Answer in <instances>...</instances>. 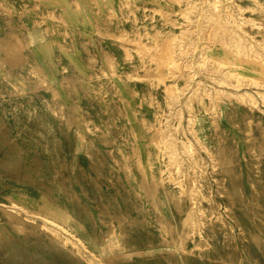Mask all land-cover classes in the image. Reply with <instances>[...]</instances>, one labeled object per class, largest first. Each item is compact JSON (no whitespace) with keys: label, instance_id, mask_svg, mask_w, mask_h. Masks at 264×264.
Here are the masks:
<instances>
[{"label":"rangeland","instance_id":"1","mask_svg":"<svg viewBox=\"0 0 264 264\" xmlns=\"http://www.w3.org/2000/svg\"><path fill=\"white\" fill-rule=\"evenodd\" d=\"M187 2L198 6L188 14L193 17L188 24L198 25L189 37L196 40L197 36L198 43L192 41L187 45L188 53L181 54L190 58L187 68L169 64L183 75L175 78L182 94L173 102L164 95L168 82L153 77L154 69L164 70L160 66L164 64L160 59L164 50H155L166 37L157 41L150 38L156 31H179L178 8ZM254 2L258 8L250 12L252 0H0V264H86L89 257L90 264H264V84H260L264 83V74L247 69L260 66L250 57L242 62L247 67L243 72L259 76L260 81L247 79L234 88L218 82L221 73L210 63L211 56L215 59L217 53H224L223 46L228 45L225 52L229 54L236 38L243 40L236 39L238 46L242 45L241 52L247 54L257 48L263 53L264 0ZM209 15L222 19L224 31L228 30L223 46L217 42L219 36H206L204 20ZM250 18L258 22L253 24L255 20ZM132 26L137 32L127 34L126 29ZM120 29L123 35L117 38ZM236 31L240 38L239 34L234 36ZM140 34L146 42L141 57V51L136 52L131 45L139 43ZM207 41L210 49L205 48ZM104 51L113 56L120 72L130 73L138 62L144 63L145 71H141L146 78L132 80L102 73L108 56ZM199 53L204 54L203 59L210 57L207 69L206 63L199 64ZM197 81L210 90L216 87L241 93L244 89L255 96L257 103L249 109L234 97L228 102L210 92L211 96L197 99L196 93L190 106L192 113L180 101ZM209 100L214 108L203 107ZM175 105L180 106L181 116L175 115ZM69 113L75 116L72 124L66 119ZM165 132L173 134L169 141L165 139L170 149L158 138ZM181 145L189 151L185 147L181 150ZM162 150L168 154L173 151L175 156L172 152L167 156ZM167 158L182 170L185 183L170 180ZM178 195L181 204L175 201ZM198 206L203 208L205 219ZM188 208L195 209V214ZM5 211L18 214L26 227L17 230L4 216ZM50 222L60 226L56 229ZM163 224L170 225L172 232H166ZM49 228L58 235L66 231L63 237L72 238L78 248L82 247L81 255L87 257L70 254V244L51 243ZM178 232H182L183 240L176 238Z\"/></svg>","mask_w":264,"mask_h":264},{"label":"bare ground","instance_id":"2","mask_svg":"<svg viewBox=\"0 0 264 264\" xmlns=\"http://www.w3.org/2000/svg\"><path fill=\"white\" fill-rule=\"evenodd\" d=\"M179 1H181V0H179ZM208 1V0H207ZM216 1V0H215ZM255 0H252V3H253V6H249V10H250V12H252V11H254L255 9H257L258 8V5H257V8H256V6H255V2H254ZM257 1V0H256ZM186 2V1H185ZM212 2V1H211ZM210 2V3H211ZM177 3H179L180 4V2H177ZM176 3V4H177ZM213 3V2H212ZM263 3V2H262ZM214 4V3H213ZM215 4H217V2H215ZM214 4V5H215ZM261 3H259V5H260ZM213 5V6H214ZM225 5V4H224ZM180 6V5H179ZM260 6H262V4L260 5ZM259 6V7H260ZM198 6H196V4L195 3H193V2H190V3H188L187 2V4L185 5H183V6H180L179 8H178V10H179V15H180V17H181V21H179L178 20V23H177V25L179 24L180 25V29H179V31L177 32H174L173 30H171V29H169V30H166V31H156V32H154L153 34H151V37L152 38H150L152 41H157V40H159L160 38H165L166 37V39L163 41V39H162V41L163 42H159V43H157V45L158 46H161L160 48H157L156 47V44H154L153 43V45L157 48H155L156 50H155V52L159 49V51L161 52V51H163L162 52V54H165V55H163L162 56V58H160V59H162L163 60V62H164V64H162L161 65V63H160V66H163L164 67V70H162L161 68V71H163V72H161L160 70H158V69H154V73L155 74H153V77L157 80V81H167L168 82V84L167 85H169V87L167 88V86H165L166 88H165V93H164V95L166 94L167 95V97L170 99V100H173V99H176L177 97H179V96H181V92L180 91H182L181 90V87H179L178 85H177V83L175 82L176 80H175V78L177 79V77L178 76H183L182 75V73L180 74L178 71H176L177 69L175 68V70H174V68L173 67H175L174 65H176V67L177 66H180L181 68H183V67H186L187 68V65H188V62H190V61H187L188 59H190V58H187V55L185 56V55H182L181 56V54H183L184 52V54H186V53H188L187 51L189 50V49H187L188 47H187V45L188 46H190L189 44L192 42V41H194V40H192L191 39V37H189V34L191 33V31L193 30V27L195 28L194 30H197L198 29V25H197V23H194V26L193 25H190V24H188V23H190L189 22V20L191 21V19L193 18L192 16H188V14L191 12V11H194L195 10V8H197ZM209 7V6H208ZM215 7V6H214ZM210 8V7H209ZM217 7H215L214 9H216ZM220 8V7H219ZM248 8V7H247ZM199 9V8H198ZM208 9V8H207ZM224 9V8H223ZM240 9V8H239ZM259 10V9H258ZM203 11H206V10H203ZM219 11V10H218ZM240 11V10H239ZM238 11V12H239ZM260 11V10H259ZM262 11V10H261ZM260 11V12H261ZM162 12H164V11H162ZM198 13V12H197ZM204 13V12H203ZM223 13V12H222ZM232 13V12H231ZM200 14V13H199ZM232 14H234V13H232ZM167 15V14H166ZM178 15V14H177ZM215 15H216V13H215ZM215 15H209L210 17H207V20H204L207 24V35L206 36H208L207 38H209L210 37V35H212V34H214L215 36H219V39H217V42H219V43H222L221 45L223 46V44L225 43L226 44V42L224 41V33H226L228 30H226V31H224L225 30V27H224V24L222 23V19H220V20H217V19H215L214 18V16ZM217 15H219V14H217ZM231 15V14H230ZM207 16V15H206ZM196 17V16H195ZM241 17V16H240ZM262 17H264L263 15H262ZM218 18H220L219 16H218ZM244 18V17H243ZM247 18V17H246ZM245 18V19H246ZM261 18V17H260ZM259 18V19H260ZM165 19V18H164ZM206 19V18H205ZM229 19H234V18H231V16H230V18ZM238 19V18H237ZM249 19V18H248ZM248 19H246V20H248ZM251 19V18H250ZM254 19V18H253ZM262 19V18H261ZM260 19V20H261ZM195 20H197V18L195 19ZM252 20V19H251ZM251 20H250V24H251ZM255 20V19H254ZM254 20H252V21H254ZM166 21H168V20H166ZM175 21V20H174ZM226 21L227 20H225V23H226ZM241 21H244V20H241ZM241 21H240V23L238 24V26L241 24ZM255 22H258V21H254V22H252L253 24L255 23ZM263 22V21H262ZM164 23V22H163ZM222 23V24H221ZM234 24V23H233ZM236 24V23H235ZM245 24H246V21H245ZM176 25V24H175ZM179 25L177 26V27H179ZM226 25H228V24H226ZM235 26V25H234ZM243 26H246V25H243ZM242 26V27H243ZM255 26V25H254ZM173 27H174V25H173ZM229 26H227V28H228ZM231 28V27H230ZM251 27H249V29H250ZM229 29V28H228ZM258 29H260V26L258 27ZM231 30V29H230ZM242 30V29H241ZM262 31H263V29H261ZM124 31V30H123ZM126 33L127 34H132L133 32L134 33H136L137 31H136V27L134 28V26H132L130 29H126ZM144 31H145V29H144ZM235 31V30H234ZM234 31H232V32H234ZM258 31V30H257ZM248 32V31H247ZM250 32V31H249ZM260 32V31H259ZM147 33V32H146ZM237 33V31L235 32V34H234V36L236 35H238V34H236ZM264 33V32H263ZM138 34V33H137ZM148 35H149V33H147ZM146 34V35H147ZM233 34V33H232ZM246 34H248V33H246ZM111 35V34H110ZM123 35V32H122V29H120V32H119V34H116L115 36H117V38H120L121 36ZM168 37H167V36ZM229 35V34H228ZM230 35H231V33H230ZM250 35V34H249ZM256 35V34H255ZM261 35H262V32H261ZM12 36V35H11ZM142 34H140V37H138V41H139V43L138 44H136V43H134V44H132L131 43V45L133 46V48H134V50L136 51V52H140L139 53V55L142 53L143 54V47H144V45L146 44V42L144 41V39L142 38ZM235 36V37H236ZM240 34H239V38H240ZM188 37H189V39H188ZM250 37V36H249ZM262 37H263V35H262ZM211 38V37H210ZM226 38H227V36H226ZM230 39L232 38L231 36L229 37ZM234 38V37H233ZM264 38V37H263ZM116 39V38H115ZM147 39V38H146ZM229 39V40H230ZM237 40H238V38H236ZM235 39V41L237 42V40ZM244 39V38H243ZM254 39V38H253ZM150 40V41H151ZM197 40H198V37L196 36V40H195V42L196 43H198L197 42ZM228 40V39H227ZM232 40V39H231ZM245 40V39H244ZM248 40V39H247ZM256 40V39H255ZM264 40V39H263ZM151 41V42H152ZM238 41H243V40H238ZM249 41V40H248ZM258 41H261V40H257V42ZM148 42V41H147ZM229 42V41H228ZM236 42H234V43H232V48L230 49V53L229 54H227L225 51H226V48L225 47H227V46H223L224 48H222V49H224L223 51H224V53H217L216 54V56H215V59H213V57L211 56V61H210V63H211V65H213V67L215 68V69H217V71H219L220 73H221V75L220 76H216L215 74L216 73H218L219 74V72H216V71H214L215 72V76L218 78V82H224V84L225 83H228V84H230V85H233V87L234 88H238L239 87V85L241 84V82H243V81H246L247 79H253L254 81H256L257 82V80H259L260 79V77L259 76H250V75H247V74H245L243 71V69H245V68H247V67H245L244 65H242V62H248L251 58L250 57H252V58H254V59H256L258 62H259V64H260V66H259V68L258 69H256L255 67H252L251 66V68H247V69H251V71H254L255 72V74L256 75H260V74H264V72H262L261 70H264V55H263V53H264V51H263V53L262 54H260V51L258 52V51H256V49L254 50H251V48L249 49V50H251L250 52L251 53H244V52H241V50H239V47L240 46H242V45H240V46H238L239 44H240V42H239V44L238 43H236ZM245 42V41H244ZM250 42V41H249ZM168 43V44H167ZM211 43V42H210ZM230 43V42H229ZM246 43V42H245ZM254 43V42H253ZM260 43V42H259ZM263 43H264V41H263ZM151 44V43H150ZM164 44H166L165 46H163ZM192 44V43H191ZM193 44H194V42H193ZM228 44V43H227ZM231 44V43H230ZM247 44V43H246ZM255 44V43H254ZM261 44V43H260ZM148 45V44H147ZM210 44H209V41H207V45H206V47L205 48H207V47H209V49H210V47L211 46H209ZM212 45V44H211ZM149 46V45H148ZM152 45H150V47H151ZM192 47H193V45H191ZM245 46V45H244ZM249 46H250V44H249ZM252 46V45H251ZM261 46V45H260ZM127 46H125V47H123L124 49V54H125V57H127V55H128V53H127V48H126ZM146 47V46H145ZM153 47V46H152ZM258 48H259V46H257ZM264 47V46H263ZM262 47V48H263ZM131 48V47H130ZM132 48V49H133ZM228 48V47H227ZM242 48V47H241ZM246 47H244V49H245ZM254 48V47H253ZM149 49V48H148ZM222 49H221V51H222ZM248 49V48H247ZM150 50V49H149ZM149 50H148V54H149ZM151 50H153V49H151ZM166 50V51H165ZM191 50H192V48H191ZM195 50V49H194ZM243 50V49H242ZM259 50V49H258ZM159 51H158V53H159ZM204 52H205V50H203ZM202 51V52H203ZM229 51V50H228ZM243 51H245V50H243ZM135 52V53H136ZM145 52V51H144ZM146 52H147V50H146ZM203 52V53H204ZM262 52V51H261ZM104 55H108V56H106L105 57V59L104 60H107V61H105V64H103V66L101 67V72L102 73H104V74H109V75H111L112 77L113 76H117V77H130L132 80L134 79V80H143V79H145L146 78V76L144 75L145 73L143 72V71H145V69H144V63L142 64L141 62H138V64L137 65H135V67H137L136 69H134V70H132L130 73L127 71V72H125V71H118V69H117V67H116V61H115V59L113 58V56L110 54V53H108V52H105L104 51ZM193 53V52H192ZM213 53V52H212ZM137 54V53H136ZM145 54V53H144ZM155 54V53H154ZM157 54V53H156ZM155 54V55H156ZM246 54V55H245ZM150 55H152V54H150ZM203 55L204 54H202L201 56H200V53H199V55L197 56L198 57V61H199V64H205L206 62H209V61H207L210 57H206L205 59H203ZM243 55H244V58H242L243 57ZM143 56V55H142ZM145 56H146V54H145ZM158 56V55H157ZM249 57V59L247 58V60H246V58L245 57ZM140 57H141V55H140ZM146 57H148V55L146 56ZM151 57V56H150ZM93 58V57H92ZM149 58V57H148ZM142 59V58H141ZM185 59V60H184ZM139 60V59H138ZM147 60V59H146ZM149 60H150V58H149ZM153 60L154 61H156L155 60V58H153ZM158 60V59H157ZM161 61V60H160ZM198 61H197V63H198ZM153 62V61H152ZM157 62H159V61H157ZM257 62V63H258ZM154 63V62H153ZM209 63V64H210ZM151 63H149V65H150ZM159 64V63H158ZM169 64H174L173 65V70H170V68L171 67H169L170 65ZM198 64V65H199ZM209 64L207 65V63H206V65L207 66H203L205 69H207V67L209 66ZM101 65V64H100ZM148 65V68L150 67ZM155 66H156V64H155ZM159 65H157V67H158ZM159 66V67H160ZM189 66V65H188ZM98 67V66H97ZM146 67V66H145ZM158 67V68H159ZM147 68V67H146ZM171 68V69H172ZM211 68V67H210ZM209 68V70H210V72H213V71H211L212 69H210ZM143 69V71H141ZM149 69H152V68H149ZM77 70V69H76ZM99 70V69H98ZM188 71V70H187ZM187 71L186 72H184V74L185 73H187ZM38 72V71H37ZM100 72V71H99ZM210 72H209V74H210ZM142 73H144V74H142ZM190 73V72H189ZM22 74V73H21ZM97 74V73H96ZM127 74H128V76H127ZM129 75H131V76H129ZM107 76V75H106ZM189 75L187 74L186 75V77H188ZM213 76V75H212ZM96 77H97V75H96ZM102 77V76H101ZM152 77V76H151ZM164 79H163V78ZM98 78H100V77H98ZM97 78V79H98ZM148 78H150V77H148ZM162 78V79H161ZM191 78V77H190ZM188 79H189V77H188ZM199 80V79H198ZM215 80H216V78H215ZM264 80V79H263ZM45 81V80H44ZM201 81V80H200ZM204 81V80H203ZM212 81V80H211ZM260 81V80H259ZM258 81V82H259ZM10 82V81H9ZM184 82V81H183ZM249 82H251V81H249ZM11 84V83H10ZM186 84H187V81H186ZM185 84V85H186ZM203 84V85H202ZM205 83H201V82H199V81H197L196 83H195V86L193 85L192 86V88H191V90H190V93L188 94V95H186V96H184V99L182 100L181 99V103H183V105H185L186 107H188V111H190V112H192L193 113V110L194 109H191L190 108V106L192 105V98H193V96L196 94L197 96H198V98L197 97H195V98H197V99H199V98H201V97H203V96H207L210 92H211V94H212V92H214L213 94L215 95L214 97H219L218 99H220L222 96L223 97H225L226 98V100L228 99V100H230V98L231 97H234V100L236 99V102H239V104L240 103H242L243 104V107H244V105H245V107L246 106H248V108L249 109H252V107H255V103H257V101H256V98H255V96L253 97V95H251V93H249L248 91H244V89H243V92H239V93H237V92H232V91H229V92H227V90H225V89H220V88H216V87H212V89L213 90H210V88L208 87H205V85H204ZM247 84H248V82H247ZM255 84V83H254ZM260 84H264L263 82L261 83L260 82ZM106 85V84H105ZM219 85V84H218ZM245 85V84H244ZM69 86V85H68ZM242 86H243V84H242ZM5 88V87H4ZM112 88V87H111ZM184 88H186L187 89V85H186V87H184ZM183 89V88H182ZM168 92H167V91ZM235 91H237V90H235ZM257 91L258 90H256V93H257ZM198 92H199V94H198ZM262 92V91H261ZM54 93V95L56 94V92H53ZM67 93H68V91H67ZM259 91H258V95H259ZM264 93V92H263ZM263 93H260V95L263 97ZM186 94V93H185ZM206 94V95H205ZM212 94V95H213ZM195 95V96H196ZM210 95V94H209ZM55 96H57V95H55ZM54 96V97H55ZM151 96V95H150ZM211 96V95H210ZM166 97V98H167ZM168 98H167V100H168ZM209 98V97H208ZM212 98V97H211ZM222 99V98H221ZM121 100V99H120ZM167 100H166V102H167ZM176 100H179V99H176ZM195 100V99H194ZM200 100H202V99H200ZM211 100V99H210ZM208 101L209 103H207V104H203L204 106L203 107H205V108H214L213 107V103L211 102V101ZM227 100V101H228ZM169 101V100H168ZM196 101V100H195ZM219 101V100H218ZM261 101H262V98H261ZM55 102H56V100H55ZM173 102H175V100H173ZM180 102H178V103H180ZM201 102V101H200ZM215 102V101H214ZM221 102V101H220ZM228 102H230V101H228ZM172 103V102H171ZM180 103V104H181ZM211 103V104H210ZM218 103V102H217ZM232 103V102H231ZM167 104V103H166ZM56 105H58V104H56ZM60 105V104H59ZM168 105H170L169 103H168ZM179 105V104H178ZM178 105H175V107H177ZM182 105V104H181ZM202 105V104H201ZM232 105V104H231ZM257 105V104H256ZM235 106V105H234ZM54 107V106H53ZM60 107H62V106H60ZM180 106H178V108L175 110L176 112H175V115H179V116H181L180 115V111H181V109L179 108ZM193 107V106H192ZM242 107V106H241ZM258 107V106H257ZM71 108V107H70ZM120 109V108H119ZM245 109V108H244ZM258 109H261V108H259L258 107ZM61 110V109H60ZM74 111L72 108L70 109V111ZM171 110V109H170ZM172 110H174V108H172ZM213 110V109H212ZM248 110V109H247ZM64 111V110H63ZM67 111H68V107H67ZM66 111V112H67ZM134 111V110H133ZM211 111V110H210ZM217 111V110H216ZM242 111H244V110H242ZM246 111V110H245ZM251 111H253V110H251ZM260 111V110H259ZM262 111V110H261ZM260 111V112H261ZM60 112V111H59ZM58 112V113H59ZM62 112V111H61ZM232 112V111H231ZM231 112H230V114H231ZM163 113V112H162ZM245 113V112H244ZM261 113H263V111L261 112ZM63 114V113H62ZM164 114V113H163ZM251 114V113H250ZM250 114H246L247 116H250L251 117V115ZM264 114V113H263ZM61 115V114H60ZM194 114H192V115H190L191 117H190V127H191V124L193 123V120H194V116H193ZM174 116V115H173ZM196 116V115H195ZM212 116H215L214 114L212 115ZM229 117V116H228ZM231 117H232V115H231ZM235 117V116H234ZM261 117V116H260ZM61 118V117H60ZM74 118H75V116H74V113H69V115H68V117L66 118L68 121H72V120H74ZM177 118H179V120L178 121H180V117H177ZM214 118V117H213ZM216 118V117H215ZM65 119V120H66ZM144 119V118H143ZM257 119V118H256ZM64 120V119H63ZM65 120H64V122H65ZM146 120V119H145ZM189 120V119H188ZM213 120V119H212ZM232 120V119H231ZM230 120V121H231ZM260 120V119H259ZM75 121V120H74ZM91 121V120H90ZM192 121V122H191ZM67 122V121H66ZM177 122V121H176ZM68 123V122H67ZM261 123V122H260ZM71 124H72V122H71ZM181 124V123H180ZM259 124V123H258ZM177 125V124H176ZM193 125V124H192ZM71 126V125H70ZM94 126V125H93ZM96 126V125H95ZM94 126V127H95ZM180 127V126H179ZM166 130V129H165ZM168 130V129H167ZM168 132V131H167ZM167 132H165V133H163V136L162 137H158L160 140H161V143H163L162 145H163V147L164 146H168V144L166 145V141H165V139H167V138H172L171 136L173 135H171V136H169V134H167ZM172 132V131H171ZM177 132H179V130L177 131ZM192 133V132H191ZM250 134V133H249ZM102 136V135H101ZM261 136V135H260ZM254 137V136H253ZM262 138H263V136H262ZM168 140V139H167ZM172 140V139H171ZM182 140V139H181ZM185 140V139H184ZM159 141V140H158ZM169 141V140H168ZM183 141V140H182ZM181 141V142H182ZM86 142V141H85ZM155 142H157L156 140H155ZM176 142V141H175ZM184 142V141H183ZM182 142V143H183ZM189 142V141H188ZM160 143V142H159ZM169 143V146H170V142H168ZM181 143V144H182ZM191 143V142H190ZM184 144V143H183ZM256 144H258V143H256ZM156 145V144H155ZM157 145H158V143H157ZM186 145V144H185ZM185 145H181V150H183V148L185 147ZM198 145H200V144H198ZM235 145V144H234ZM250 145V144H249ZM168 146V147H169ZM174 146V145H173ZM189 146V145H188ZM190 146H191V144H190ZM259 146V145H258ZM156 147V146H155ZM157 147H159V146H157ZM162 147V148H163ZM171 147H172V144H171ZM191 147H193V146H191ZM167 148V147H166ZM173 148V147H172ZM171 148V149H172ZM176 148V147H175ZM175 148H173L174 150L173 151H175ZM185 148H187V147H185ZM185 148H184V150H185ZM197 148V147H196ZM205 148V147H204ZM260 148V147H259ZM157 149V148H156ZM169 149H170V147H169ZM189 149V147L187 148V150ZM110 150V149H109ZM186 150V151H187ZM191 150V149H190ZM158 151V150H157ZM173 151H171L172 153H173ZM185 151V152H186ZM189 151V150H188ZM187 151V152H188ZM192 151V150H191ZM250 151V150H249ZM253 151V150H252ZM260 151V150H259ZM88 152V151H87ZM111 152V151H110ZM161 152H164V154H167V156H171L170 154H171V152H170V154H168L167 153V151H161ZM176 152V151H175ZM178 152V151H177ZM196 152H197V150H196ZM251 152V151H250ZM183 153V152H182ZM92 154V153H91ZM163 154V155H164ZM187 154V153H186ZM193 154V153H192ZM163 155H161L162 157H163ZM173 155H174V153H173ZM140 156V155H139ZM175 156V155H174ZM173 156V157H174ZM113 157V156H112ZM138 157V156H137ZM158 157V156H157ZM173 157H171L172 159H173ZM178 157V156H177ZM171 158H170V160H171ZM190 158V157H189ZM232 158V157H231ZM161 159V158H160ZM175 159H176V157H175ZM196 159H198V161H199V156L197 155V157H196ZM220 159V158H219ZM227 159V158H226ZM148 160V159H147ZM163 160V159H162ZM168 158H167V162L165 163L166 164V172L168 173V175H169V177H170V180H171V178H173L174 179V182H177L178 181V183L180 182V183H185V181H184V177L182 176V175H184L183 173H182V170H180L176 165H173V164H171V162H168ZM169 160V161H170ZM174 160V159H173ZM173 160H171V161H173ZM190 160V159H189ZM228 160V159H227ZM176 162H177V160H175ZM180 161H182V159L180 160ZM179 161V162H180ZM225 161V160H224ZM254 161V160H253ZM175 162V163H176ZM203 162V161H202ZM149 163V162H148ZM174 163V164H175ZM181 163V162H180ZM183 163V162H182ZM204 163V162H203ZM7 164H8V162H7ZM10 164V163H9ZM170 164V165H169ZM225 164V163H224ZM149 165V164H148ZM164 165V164H163ZM181 165V164H180ZM189 165H190V163H189ZM189 165H188V167H187V169L189 168ZM151 166V165H150ZM191 166H193V165H191ZM195 166H197L196 164H195ZM230 166V165H229ZM15 167V166H14ZM137 167H139V166H137ZM180 167V166H179ZM11 168H13V167H11ZM160 168V167H159ZM165 167H163L162 169H164ZM181 168V167H180ZM212 168H214V167H212ZM257 168V167H256ZM138 169H141L140 167L138 168ZM145 169V168H144ZM144 169H143V171H144ZM182 169V168H181ZM193 169V168H192ZM203 169V168H202ZM229 169V168H228ZM142 170V169H141ZM159 170V169H158ZM184 170V169H183ZM194 170V169H193ZM213 170V169H212ZM165 171V170H164ZM188 171V170H187ZM199 171V170H198ZM151 172V171H150ZM160 172H163V171H160ZM194 172V171H193ZM201 172V174H203L204 173V170H203V172L202 171H200ZM141 173V172H140ZM143 174H144V172H142ZM188 173V172H187ZM192 173V172H191ZM146 174V173H145ZM151 174V173H150ZM140 175H142V174H140ZM189 175V174H188ZM199 176V175H198ZM143 177V176H142ZM150 177H152V178H154V176L152 175H150ZM161 177V176H160ZM163 177V176H162ZM182 177H183V180H182ZM187 177V176H186ZM189 177V176H188ZM194 177V175L193 174H191V176L189 177L190 179H191V181H192V183H193V178ZM201 177H203V175H201L200 176V178ZM158 179H160V178H158ZM189 179V180H190ZM202 179V178H201ZM200 179V180H201ZM143 180V179H142ZM176 180V181H175ZM164 181V180H163ZM182 181H184V182H182ZM190 181V182H191ZM195 181V180H194ZM250 182V181H249ZM192 183H189V185H187L188 187H189V189L188 190H190L191 189V187L193 188V186H192ZM188 184V183H187ZM195 184V183H194ZM193 184V185H194ZM145 185V184H144ZM177 185V184H176ZM180 185L181 184H179V187H180ZM141 186H142V184H141ZM178 186V185H177ZM183 186V185H182ZM182 186H181V189H182ZM186 186V185H185ZM186 186V187H187ZM203 186V185H202ZM224 186V185H223ZM255 186V185H254ZM254 186H253V188H254ZM151 187H153V186H151ZM199 187V186H198ZM150 188V187H149ZM195 188V187H194ZM203 188V187H202ZM180 189V190H181ZM208 189V188H207ZM251 189V188H250ZM165 190V189H164ZM192 190V189H191ZM190 190V191H191ZM235 190V189H234ZM189 191V192H190ZM154 192V191H153ZM193 192H196V191H194L193 190ZM180 193H181V191H180ZM197 193V192H196ZM205 192H203V194H204ZM237 193V192H236ZM164 194V193H163ZM165 194L167 195L168 193H167V191L165 192ZM192 194V193H191ZM235 194V193H234ZM260 194H262V193H260ZM170 195V194H169ZM207 195V194H206ZM211 194H209V196H210ZM165 196V195H164ZM168 196V195H167ZM179 196V195H178ZM255 196V195H254ZM169 197V196H168ZM242 197V196H241ZM186 198V197H185ZM204 198V197H203ZM208 198V197H207ZM254 198V197H253ZM169 199V198H168ZM180 199H181V196H179L178 198H177V200H175V201H177L179 204H181L180 203ZM202 199V198H201ZM170 200H172V198H170ZM210 197L208 198V202L210 203ZM254 200V199H253ZM252 200V202H254ZM141 201V200H140ZM166 201H167V199H166ZM264 201V200H263ZM157 202V201H156ZM171 202V201H170ZM212 202V201H211ZM161 203V202H160ZM175 204H176V202H174ZM192 203V206H193V202H191ZM190 203V204H191ZM198 203V202H197ZM255 203V202H254ZM101 204V203H100ZM189 204V205H190ZM264 204V203H263ZM3 205V204H2ZM5 205V204H4ZM177 205V204H176ZM200 205V204H199ZM252 205H254V204H252ZM91 206V205H90ZM183 206V205H182ZM256 206V205H255ZM1 207V206H0ZM101 207V206H100ZM152 207H154V206H152ZM178 207V206H177ZM176 207V208H177ZM181 207V206H180ZM179 207V209H181ZM190 207V206H189ZM264 207V206H263ZM2 208H3V206H2ZM1 208V209H2ZM4 208H5V206H4ZM160 208V207H159ZM184 208V207H183ZM182 208V209H183ZM207 208V207H206ZM0 209V210H1ZM178 209V208H177ZM189 209V208H188ZM192 209H193V207H192ZM208 209H210L209 211H211L212 210V208H208ZM189 210H191V208L189 209ZM198 210L200 211V213H201V215H202V217L204 216L203 214H204V210H203V208L202 207H199L198 206ZM252 210V209H251ZM192 211V210H191ZM194 211H195V209H194ZM194 211H192V213H194ZM181 212V211H180ZM207 212V211H206ZM5 214H4V216L5 215H7L6 216V218L7 219H9L10 220V223H12L13 225H15V227H16V229L17 230H23V228H25L26 227V225H24V223H25V221L23 222L21 219H19L18 218V216H16V215H18V214H14V213H12L11 211H5L4 212ZM188 213V212H187ZM190 213V212H189ZM188 213V214H189ZM264 213V212H263ZM20 214V213H19ZM180 214V213H179ZM195 214V213H194ZM193 214V215H194ZM208 214V213H207ZM190 215V214H189ZM200 215V214H199ZM142 216V215H141ZM191 216H192V214H191ZM20 217H22V216H20ZM24 217V216H23ZM195 217H196V215H195ZM194 217V218H195ZM198 217V216H197ZM200 217V216H199ZM32 218V217H31ZM204 218V217H203ZM210 218V217H209ZM216 218V217H215ZM251 218V217H250ZM249 218V219H250ZM24 219H27V218H24ZM196 219V218H195ZM195 219H194V222H195ZM205 219V218H204ZM223 219V218H222ZM45 220H47V219H45ZM193 220V219H192ZM203 220V219H202ZM49 221V220H48ZM160 221V220H159ZM186 221V220H185ZM204 221V220H203ZM29 222H30V220H29ZM28 222V223H29ZM31 222H32V220H31ZM34 222V221H33ZM43 222H45L44 220H43ZM192 222V221H191ZM206 222V221H205ZM205 222H203V224H201L200 225V228H202L201 226L202 225H204V223ZM218 222H220V221H218ZM46 223V222H45ZM50 223H52V222H50ZM222 223V222H221ZM220 223V224H221ZM30 224V223H29ZM37 224H39V223H37ZM41 224V223H40ZM39 224V225H40ZM44 224V223H43ZM42 224V225H43ZM47 224V223H46ZM53 224V223H52ZM55 224V223H54ZM53 224V225H54ZM161 225H162V223H160ZM193 224V223H192ZM196 224H197V221H196ZM195 223H194V225H196ZM223 225H224V222L222 223ZM257 224V223H256ZM24 225V226H23ZM33 225V224H32ZM45 225V224H44ZM53 225H50L49 224V226H53ZM56 225V224H55ZM198 225V224H197ZM31 226V225H30ZM41 226V225H40ZM48 226V227H49ZM57 226V225H56ZM58 226H60L59 225V223H58ZM58 226L57 227H55L56 229L58 228ZM186 226V225H185ZM12 227V226H11ZM63 227V226H62ZM163 227H164V230L166 231V232H172V228H171V226L170 225H167V224H163ZM162 227V228H163ZM199 227V226H198ZM34 228V227H33ZM36 228V227H35ZM38 228V227H37ZM46 228V227H45ZM54 228V227H53ZM53 228H51V230H50V228L49 229H47L50 233H51V235H50V239H49V241L51 242V243H53L54 245H59V246H66V244H70V246H71V248L69 249L68 247H67V249H69L68 250V252L70 253V254H72V255H76V256H78L79 258L80 257H82L83 258V256H85V254L82 256L81 255V253L79 252V248L81 247H79L78 248V245L75 243V242H73V240L71 241V239L70 238H65V233H66V231H64L65 233H63V235H65L64 237H63V235H61L62 237H60V235H58L57 234V232H56V230L55 231H52V229ZM174 228V227H173ZM178 228V227H177ZM196 228V227H195ZM194 228V229H195ZM27 229V228H26ZM29 229H30V227H29ZM62 230L64 229V228H61ZM159 229V228H158ZM209 229V228H208ZM34 230V229H33ZM59 230V229H58ZM57 230V231H58ZM65 230V229H64ZM99 230V229H98ZM178 230H179V228H178ZM197 230V229H196ZM201 229H199V235H200V238H202L203 239V236H202V234H201V231H200ZM27 231H29V230H27ZM60 231V230H59ZM69 231V230H68ZM56 232V233H55ZM166 232H164V235H165V233ZM176 232V231H175ZM60 233V232H59ZM252 234V233H251ZM254 234V233H253ZM257 234V233H256ZM47 235H48V233H47ZM178 236L176 237L177 239H184V237H183V234H182V232H180V234H179V232H178V234H177ZM1 236V235H0ZM174 236V235H173ZM253 236V235H252ZM259 236V235H258ZM2 237V236H1ZM48 237V236H47ZM46 237V238H47ZM73 237V236H72ZM189 237V236H188ZM192 237V236H191ZM10 238V237H9ZM49 238V237H48ZM163 238H165V237H163ZM74 239V238H73ZM192 239H193V237H192ZM191 238H190V240H192ZM81 240V239H80ZM168 240V239H167ZM194 240V239H193ZM197 240V239H196ZM176 241V240H175ZM178 241V240H177ZM179 242V241H178ZM29 243V242H28ZM81 243H83V242H81ZM178 244V243H177ZM180 244V243H179ZM179 244H178V246H179ZM208 244V243H207ZM84 245V244H83ZM182 245H183V243H181V247H182ZM196 245V244H195ZM206 245V244H205ZM180 247V246H179ZM193 247H195L194 246V244H193ZM82 248V247H81ZM192 249V248H191ZM37 252V251H36ZM185 251H183V253H184ZM84 253V252H83ZM182 253V252H181ZM91 254V257H94L95 255V253L93 254V253H90ZM94 256H93V255ZM150 254V253H149ZM170 254H172V253H170ZM220 254V253H219ZM199 255H201L200 253H199ZM229 255V254H228ZM33 256V255H32ZM172 256V255H171ZM208 256V255H207ZM220 256V255H219ZM85 257H87V256H85ZM96 257V256H95ZM230 257V256H229ZM100 258V257H99ZM99 258H97L96 257V259L98 260V262H103L102 260H100ZM167 258V257H166ZM225 258V257H224ZM85 259V258H84ZM90 260V257L89 258H87V260L85 259V261H86V264H90L91 262H89V260ZM95 258H93V260H94V262H97V261H95L96 260ZM172 259H173V257H172ZM212 259V258H211ZM44 260V259H43ZM110 260V259H109ZM221 260V259H220ZM231 260V259H230ZM92 261V260H91ZM176 261V260H175ZM93 262V263H94ZM97 262V263H98ZM167 262V261H166ZM214 262H215V260H214ZM230 262H232V261H230ZM224 263H226V262H224ZM101 264V263H100ZM109 264V263H108ZM111 264V263H110ZM113 264V263H112ZM176 264V263H175ZM214 264V263H213ZM216 264V263H215Z\"/></svg>","mask_w":264,"mask_h":264}]
</instances>
